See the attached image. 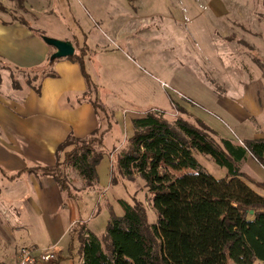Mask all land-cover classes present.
I'll return each mask as SVG.
<instances>
[{"label":"rangeland","instance_id":"rangeland-1","mask_svg":"<svg viewBox=\"0 0 264 264\" xmlns=\"http://www.w3.org/2000/svg\"><path fill=\"white\" fill-rule=\"evenodd\" d=\"M0 1L5 10H0V20L14 23L29 38L46 46V64L56 49L44 38L71 42L78 51L94 55L99 84L108 91L99 95V103L113 123L97 167V189L78 191L82 183L71 174L74 197L57 187L62 195L61 211L56 201H51L49 211L54 214L45 217L52 222L36 227L34 241L26 227H13L22 223L16 212L21 207H12L14 222L11 227L6 225L14 234L13 249H52L58 264H81L80 242L70 236L74 221L86 223L102 238L111 217L124 214L122 200L132 205L144 203L150 222L157 220L151 195L140 176L113 179L115 148L125 147L133 136L131 120L150 110H160L174 122L182 113L179 108H183L234 142L264 139V0ZM40 61L35 53L29 67L44 66ZM7 63L11 68L15 65ZM98 114L105 121V114ZM194 156L207 173L218 180L226 178L227 170L211 156L197 152ZM238 166L249 176L263 180L264 169L252 155ZM36 177L44 175L38 171ZM74 203L78 211L72 208ZM62 218L57 231L60 234H56L60 237L52 235L50 239L47 227L56 228V221Z\"/></svg>","mask_w":264,"mask_h":264},{"label":"trees","instance_id":"trees-1","mask_svg":"<svg viewBox=\"0 0 264 264\" xmlns=\"http://www.w3.org/2000/svg\"><path fill=\"white\" fill-rule=\"evenodd\" d=\"M18 4H24V0ZM0 10H4L1 1ZM76 51L69 59L80 63L90 94L86 95L91 97L96 112L105 114L99 103V88L87 69L89 55L84 50ZM56 60L50 61L49 66ZM2 67L4 70L6 65ZM27 75L29 82L39 78H30L32 72ZM13 86L19 88L14 78ZM179 110L182 113L174 122L157 109L132 119L133 136L125 147L115 148L113 153H117L113 179L140 176L151 195L149 200L157 220L150 222L144 203L132 205L122 200L124 214L111 217L102 238L86 223L76 222L70 236L80 242L81 264L264 262V195L251 187L254 184L264 192V183L249 177L238 166L252 155L264 168V139L234 142L221 137L185 109ZM105 116L107 128L84 139L70 135L58 147L63 159L52 167L34 168L32 173L41 171L45 177L53 178L70 198L74 197L71 174H76L82 183L78 191L96 190L100 181L97 167L106 151L105 138L113 129L110 117ZM194 152L211 156L227 170L226 178L218 180L207 173ZM31 250L39 258L44 249Z\"/></svg>","mask_w":264,"mask_h":264},{"label":"crops","instance_id":"crops-1","mask_svg":"<svg viewBox=\"0 0 264 264\" xmlns=\"http://www.w3.org/2000/svg\"><path fill=\"white\" fill-rule=\"evenodd\" d=\"M35 53L44 66L29 67ZM47 54L48 48L36 43V38H29V34L14 23L0 20V62L6 65L1 71L0 87V262L14 263L20 250L13 249L14 234L8 227L14 222L10 213L12 207H21L16 212L20 218L18 221L22 223L13 227L15 230L26 227L31 239L36 227L52 222L45 217L46 214H54L49 211L51 201H56L61 211L59 201H62V195L58 193L57 183L45 176L36 177V180V173L31 170L52 167L62 160L58 147L70 135L89 138L107 124L106 119V122L100 120L91 97L86 95L88 86L80 63L63 58L49 66L50 61L45 63ZM93 57L89 53L86 65L99 88L100 76ZM6 59L15 64L13 68L7 65ZM31 72L39 76L38 80L29 82L27 74ZM12 77L18 81V89L14 88ZM101 93L107 95L108 91L101 87L98 94ZM255 180L264 183V178ZM251 185L264 195L254 184ZM72 208L78 211L75 203ZM62 220L64 218L56 221V228L52 225L47 227L50 239L53 240L52 235L60 237L56 234ZM76 222L78 220L70 228Z\"/></svg>","mask_w":264,"mask_h":264},{"label":"built area","instance_id":"built-area-1","mask_svg":"<svg viewBox=\"0 0 264 264\" xmlns=\"http://www.w3.org/2000/svg\"><path fill=\"white\" fill-rule=\"evenodd\" d=\"M52 249H44L39 258H37L36 253L30 248H22L17 261L13 264H52L56 260V256L51 253ZM40 260V261H39ZM0 264H11L8 262H0Z\"/></svg>","mask_w":264,"mask_h":264},{"label":"water","instance_id":"water-1","mask_svg":"<svg viewBox=\"0 0 264 264\" xmlns=\"http://www.w3.org/2000/svg\"><path fill=\"white\" fill-rule=\"evenodd\" d=\"M44 41L56 49V53L52 56L51 61L56 59L69 58L75 55L76 49L71 42L60 41L50 38H44Z\"/></svg>","mask_w":264,"mask_h":264}]
</instances>
